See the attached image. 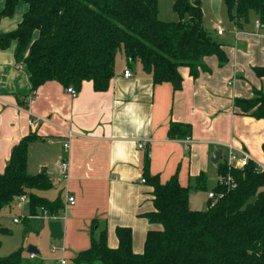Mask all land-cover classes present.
I'll list each match as a JSON object with an SVG mask.
<instances>
[{
	"label": "trees",
	"instance_id": "1",
	"mask_svg": "<svg viewBox=\"0 0 264 264\" xmlns=\"http://www.w3.org/2000/svg\"><path fill=\"white\" fill-rule=\"evenodd\" d=\"M27 10L10 32L0 34V48L15 42V58L26 65L32 89L56 80L64 87L81 90L92 81L97 91H106L115 75V62L123 52L129 62L140 61L155 84L171 83L182 87L179 68L188 67L193 78L208 71L205 59L217 56L224 66L229 57L224 44L204 25L202 0H175L179 20L159 17V0H25ZM231 20L239 28L258 15L264 28V0H224ZM19 0H4L0 18L12 16ZM264 77V66L255 67ZM243 114L264 118V92L255 90L252 98H236ZM24 106L27 108L28 103ZM189 123L173 121L171 138L191 136ZM37 138L31 133L16 144L3 173H0V211L14 206L23 195L28 197L31 214L60 216L65 210L61 197L50 200L37 193L48 190L53 182L45 171L28 170L29 144ZM264 149V144H263ZM144 178L153 187L154 210L145 214L152 225L144 250L133 249V231L128 226L116 229L119 244L108 243L106 228L92 225L91 245L78 252L73 264H264V171L255 162L244 168L218 165V183L206 210L193 209L190 196L194 189H206L208 175L200 173L195 184L184 186L177 175L166 182L150 172V154L144 157ZM233 179L229 186L221 180ZM43 208V210H42ZM23 219L25 233L37 219ZM36 221L40 230L43 225ZM39 224V225H38ZM38 225V226H37ZM7 229L0 225V230ZM96 232L98 236H96ZM1 246V243H0ZM0 264H30L19 248L0 256Z\"/></svg>",
	"mask_w": 264,
	"mask_h": 264
},
{
	"label": "crops",
	"instance_id": "2",
	"mask_svg": "<svg viewBox=\"0 0 264 264\" xmlns=\"http://www.w3.org/2000/svg\"><path fill=\"white\" fill-rule=\"evenodd\" d=\"M223 3L220 0L219 8ZM255 17L258 20L256 13ZM224 34L225 30L219 35ZM222 43L227 64L220 66L217 56H209L205 59L209 70L197 78L188 67H180L183 84L178 90L171 83L155 84L140 61L129 62L120 53L108 90L97 91L92 81H84L72 97L60 82L51 80L39 86L29 101L33 92L29 71L16 61L15 42L0 48V173L13 147L27 135L37 134L29 144L28 170L45 171L52 180L51 189L37 193L50 200L63 199L67 237L71 229L87 230L97 219L98 230L108 231L110 247L119 244L117 227L128 226L134 251L143 252L148 230L159 227L145 216L154 210L153 187L143 181L147 151L152 175H159L162 182L177 175L184 186L195 184L203 172L216 186L218 165L226 161L229 143L242 146L264 164V118L243 114L235 104L236 98H252L255 90L264 92V77L255 72V67L264 66V28L238 27L232 42ZM126 69L131 70L130 77L124 76ZM173 121L191 124L188 148L185 138L169 136ZM69 130L76 135L66 151L63 143L69 140ZM216 148L223 153L213 163ZM67 154L69 178L64 179L60 162ZM54 190L52 196L48 194ZM67 194L75 197L74 205L66 204ZM36 221L43 220H35V225ZM88 247L76 248L74 258Z\"/></svg>",
	"mask_w": 264,
	"mask_h": 264
},
{
	"label": "rangeland",
	"instance_id": "3",
	"mask_svg": "<svg viewBox=\"0 0 264 264\" xmlns=\"http://www.w3.org/2000/svg\"><path fill=\"white\" fill-rule=\"evenodd\" d=\"M175 0H159V17L162 20L171 21L179 20V15L174 11ZM204 9V25L206 29L214 34L221 42H232L235 37V32L238 31V26L231 20L229 10L225 2L222 7L219 8V16L213 10V0H202ZM4 7V0H0V11ZM28 4L25 0H19L16 10L12 16L0 18V31L10 32L15 30L20 23L24 12L27 10ZM256 17L255 12H252L249 17V21L244 24L245 28L250 30L256 27ZM222 27L225 30L224 35L217 34L216 27ZM14 43V42H13ZM123 52H119L120 54ZM124 55V54H123ZM215 186V181L209 179L207 182L206 189H194L190 196V205L193 209L206 210L209 206V193L212 191V187ZM54 191L48 192L49 195H53ZM27 206H22L16 203L12 207H8L0 211V225L4 229L0 230V256L8 255L11 252L23 248L24 257L29 260L30 264H59L58 261L61 255L66 259H69L68 264H73L72 260L76 253L75 249L80 246L89 244L91 245V234L92 225L87 230H77L71 229L69 232V238L65 233L62 240L52 239L50 232L48 233V221L43 220L42 228L39 230L33 223L32 230L25 233V228L27 225L24 221L20 223L14 222L16 216H23V211H26ZM67 214L62 213V221L65 223V216ZM40 222V223H41ZM38 226V225H37ZM98 236V233L95 234ZM68 239V243L66 240ZM30 245L36 246L40 253L36 255V258H30V253L28 252V247ZM52 245L58 248V251H52ZM88 247V248H89Z\"/></svg>",
	"mask_w": 264,
	"mask_h": 264
},
{
	"label": "built area",
	"instance_id": "4",
	"mask_svg": "<svg viewBox=\"0 0 264 264\" xmlns=\"http://www.w3.org/2000/svg\"><path fill=\"white\" fill-rule=\"evenodd\" d=\"M256 26L260 27L259 20H257ZM223 31H224L223 28L217 27L218 34H222ZM131 75H132V72H131L130 69H126L124 71V76L130 77ZM67 92L72 97H76L78 95L79 90H77L73 86H69V87H67ZM35 93H36V90H33L32 95L30 97H28L27 100L28 101L31 100L32 96L35 95ZM35 124H36V120L35 119H31L30 120V125L31 126H35ZM75 135H76V133L74 131L69 130L68 135H67L69 140L67 142L63 143V148L66 151H69L70 146H71V141L70 140ZM185 140H186L187 148H188V143L190 142L189 136L186 137ZM139 147L140 148H144V142H140L139 143ZM227 147H228V153H227V157H226V161L225 162L228 164V166L230 168H244L246 165H248L252 161V162H255L257 164V169L259 171H264V164H261V163L257 162L255 159H253L252 155L245 148H243L242 146H238V145H236L234 143H229V144H227ZM69 167H70V161H69V155L67 154V155L62 157L61 162H60V171H61L64 179H68L69 178ZM143 181H145V179H143ZM221 182H225L229 186L234 185L233 179L230 176L227 177V179H225V180L224 179L221 180ZM216 197H217V194L212 190L209 193V198L216 199ZM28 202H29L28 197L26 195H23V196H21L19 198L17 203L19 205H22V206H25V205L27 206ZM75 202H76L75 197L70 195V194H67V203L66 204L74 205ZM42 210H43V208H42ZM25 218H28V219H41V220H46V221L54 220V219L62 220L61 219V215L60 216L52 215V214L47 213L45 211H44V214H41V213H39V214H31L29 212L28 208H27L26 211L25 210L23 211V216L20 215V216H16L14 218V222L20 223ZM52 251L56 252V251H58V248L55 245H52ZM35 257H36V254L30 253V258H35ZM58 261L60 262V264H68V261H67V259L64 256L60 257Z\"/></svg>",
	"mask_w": 264,
	"mask_h": 264
},
{
	"label": "water",
	"instance_id": "5",
	"mask_svg": "<svg viewBox=\"0 0 264 264\" xmlns=\"http://www.w3.org/2000/svg\"><path fill=\"white\" fill-rule=\"evenodd\" d=\"M219 4H220V0H213V10L217 16H219ZM222 153H223L222 148H216L215 151L211 154V161L213 163H217L221 158ZM48 228L52 239L62 240L64 238L65 232H64V225L62 220L60 219L49 220ZM28 252L37 255L40 253V250L36 246L30 245L28 247Z\"/></svg>",
	"mask_w": 264,
	"mask_h": 264
}]
</instances>
